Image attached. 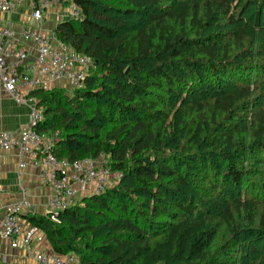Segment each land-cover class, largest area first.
<instances>
[{
    "label": "trees",
    "instance_id": "16d2710c",
    "mask_svg": "<svg viewBox=\"0 0 264 264\" xmlns=\"http://www.w3.org/2000/svg\"><path fill=\"white\" fill-rule=\"evenodd\" d=\"M75 3L82 18L62 20L54 31L74 51L89 56L96 70L73 94L65 86L34 92L45 119L37 129L60 136L58 158L82 161L104 153L111 171L121 177L103 194L59 213L58 222L38 213L27 215L28 222L46 234L56 254L73 255L78 264H247L251 253L219 255L227 259L221 262L205 242L219 226L238 227L237 218L245 215L253 228L237 232L225 246L242 253L247 239L253 244L249 252L264 245V182L228 160L232 150L264 167V111L221 130L222 159L203 146L210 126L252 101L264 77V66L230 59L236 49H244V29L223 43L207 36L223 18L229 27L238 26L231 1ZM252 5L256 25L262 27L264 2L247 0L241 12ZM258 55L264 58V50ZM207 88H215L216 96L198 98ZM163 95L178 107L167 126L171 134L165 121L172 110L165 113ZM189 97L195 99L191 105ZM194 116L199 132L189 137ZM243 135L251 143L236 140ZM183 143L195 148L192 155L183 153ZM195 159L207 161L194 167L203 174L191 170ZM193 190L203 196L192 195ZM215 200L220 221L208 218L211 211L202 205Z\"/></svg>",
    "mask_w": 264,
    "mask_h": 264
},
{
    "label": "built area",
    "instance_id": "2783aa9c",
    "mask_svg": "<svg viewBox=\"0 0 264 264\" xmlns=\"http://www.w3.org/2000/svg\"><path fill=\"white\" fill-rule=\"evenodd\" d=\"M54 9L63 20L82 18L78 6L65 12L62 0H0V84L16 104L28 109L30 119L19 132H0V151L19 153V176L29 163L39 169L40 184L51 189L44 216L58 222L59 213L83 198L113 188L114 174L104 153L82 161L58 158L55 147L60 136L37 129L45 119L33 93L59 86L74 93L85 88L95 70L89 56L77 53L57 38L54 30L45 28ZM17 15L22 22L20 29L15 27ZM3 209L0 238L9 243L10 249L22 250L24 257L35 264H78L73 255L56 254L46 234L28 222L27 215H34L36 207L26 193Z\"/></svg>",
    "mask_w": 264,
    "mask_h": 264
},
{
    "label": "rangeland",
    "instance_id": "374dc122",
    "mask_svg": "<svg viewBox=\"0 0 264 264\" xmlns=\"http://www.w3.org/2000/svg\"><path fill=\"white\" fill-rule=\"evenodd\" d=\"M76 0H62V5H63V10L65 12L70 11L74 8V6H78L75 3ZM203 1V0H200ZM231 1V5H230V10L233 11V13L238 16V20L240 21L237 27H229V25L227 24V19L223 18L219 21H217L216 25L212 26V28L210 30L207 31V36L213 35L215 38H211V40H216L219 43H223L224 41H228L230 40V37L235 34L238 33L239 30L244 29V31L247 33L246 35V41L244 43V49H236L232 55L230 56V59H234L237 57H242L241 60L244 63H249L254 65L256 68L258 67V65L264 66V58H261L258 54H260L261 50H264V18L261 22L262 27H257L256 22L254 20V16H253V11H254V2L252 7L250 9L247 10V12H241L243 6L245 5L247 0H230ZM261 2H264V0H261ZM79 7V6H78ZM241 12V13H240ZM239 13V14H238ZM52 21H55L54 24H59L61 23V20H63L62 18V14H58L57 10L54 9L52 12ZM16 26L18 29L22 28V22H19V26L18 23L15 21ZM239 60V59H238ZM96 70V69H95ZM93 70V72L95 71ZM92 72V73H93ZM264 78V77H262ZM262 78H259V82L260 85L258 87L257 92L254 94V98L252 101L247 102V103H243L241 107H239L238 109H236L233 113V115L231 116H226L225 118L220 119V121H218V124L216 126L211 125L210 128L208 129V133L206 132L203 135V138H205L207 141L206 144H204L203 146L207 149L206 152H208L210 155H214L215 157H217V159H222L225 153V145L224 143H222L223 141L219 140L221 138V130L223 128L226 129V127L229 126H233L236 123H240L243 121H249V117L253 114V113H257L264 111V83L262 84ZM208 89V88H207ZM209 91V92H208ZM207 92L202 93V95H199L198 98L205 100L209 97L214 96L216 93V89H208ZM67 92L69 94H73L72 92H70L67 89ZM178 95H181L180 93L177 92ZM216 96V95H215ZM163 101L166 103L165 108V113L167 112H171L170 108L172 110V113L170 114V116L168 117V119L165 121V125L166 128L168 126V124L170 122H172V120L174 119V112L177 111L178 107H174L173 105L175 104L174 101H172L168 96L163 95L162 96ZM188 103L187 105H191L193 104V100L194 97H189L186 98ZM161 115H163L161 113ZM191 119H193L192 125L189 126L190 128V136L189 137H193L195 133H198L199 131L196 129L197 127V122H198V118L197 116H194V118L191 117ZM190 123V122H189ZM167 131L169 132V134L172 133V131L167 128ZM46 135H51V134H46ZM242 138V139H240ZM237 141L239 140V142L243 145H248L250 142V138L249 135H243V137H240L236 139ZM218 141V142H216ZM211 146V147H210ZM183 153L187 156V155H192L194 153L193 150H195V148H193V146H191V144H186L183 143ZM193 151V152H192ZM169 152V151H168ZM174 152V151H172ZM172 152H169L172 154ZM229 152L233 153L232 157L233 159H228V160H233L235 166L237 168H239L240 170L243 171H247V173H251V174H257L258 176L260 175V178H256L255 181L257 182H264V167L260 166L259 164H253L250 160L252 157L249 154H245L243 155L244 158L242 159L240 157L239 152L234 151L232 152V150H229ZM192 153V154H191ZM236 153V154H235ZM237 158H240L237 160ZM195 163L193 162V165L191 166V170L193 171L194 175L195 173H199V174H203L204 172L200 171V170H194V167L196 165L200 166L202 164L206 165V162H203L201 160H196L195 159ZM248 161V162H247ZM219 163H221L220 165H224L225 162H221L219 161ZM210 164V162L207 163V165ZM219 169V168H218ZM222 168H220L221 170ZM114 174V185L118 182L117 180L121 177H119L120 173L118 172H112ZM117 176H116V175ZM260 180V181H259ZM192 195L198 196L200 198V196L202 195L201 191L198 190H193ZM224 193V192H223ZM231 194L226 195V197H223V199L225 198L226 201L228 199H230ZM209 197L205 196V200H207ZM84 199V198H83ZM82 199V200H83ZM80 200V201H82ZM79 201V202H80ZM219 200H215L213 202V204H208L205 205L204 203L202 204L204 209L209 207V210L211 212V215L208 218H214V221H220V218H215L216 216H220L221 215V211L220 210V203L218 204ZM212 202V201H211ZM219 206V208H218ZM202 207V208H203ZM212 216V217H211ZM206 214H202L201 219H205ZM200 219V220H201ZM248 224V220L247 217L245 215H242L241 218H237V226L235 229H231V226H226V225H222L219 226L220 228L217 230V227L213 228V230H217V234L213 237V236H208L206 241L207 243H209V245H211V250L214 252L215 251V258L218 259V261L221 262H227V259L225 257H219V255H230V254H246V253H251L250 256H247L249 259L247 260V264H264V245H254L257 246L255 247L252 252H249L248 249V245L252 244L250 243L249 239L246 240V244H244L243 249H245V251H243L242 253L239 252V249H234L232 248L231 244L229 245V247L225 246L226 243H228V241H232L234 236H236L237 232H243V231H248L250 229H252L253 227L247 226ZM212 230V231H213ZM215 233V232H213ZM233 245V244H232ZM253 245V244H252ZM225 246V248H223ZM231 246V247H230ZM223 249H222V248ZM227 247V249H226ZM213 248H216L215 250H213ZM218 250V251H217ZM226 250V251H225ZM224 253V254H223ZM220 259V260H219ZM229 261V260H228Z\"/></svg>",
    "mask_w": 264,
    "mask_h": 264
},
{
    "label": "crops",
    "instance_id": "0c3cea01",
    "mask_svg": "<svg viewBox=\"0 0 264 264\" xmlns=\"http://www.w3.org/2000/svg\"><path fill=\"white\" fill-rule=\"evenodd\" d=\"M14 20L19 26L18 15ZM52 20V14L48 15L45 25L47 30H55L57 24H54L55 21ZM29 122L28 109L16 104L0 84V132H19L21 128L28 126ZM20 161L18 152L0 151V226L4 214L3 208L10 203L17 202L24 193L35 205V213L45 215L51 189L40 184L39 169L31 163L19 176ZM0 264H35V262L26 259L22 250L17 252L10 249L9 243L0 238Z\"/></svg>",
    "mask_w": 264,
    "mask_h": 264
}]
</instances>
